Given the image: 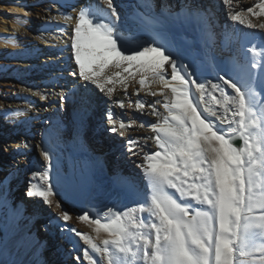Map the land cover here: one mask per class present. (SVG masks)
<instances>
[{
  "label": "snow or ice",
  "instance_id": "obj_1",
  "mask_svg": "<svg viewBox=\"0 0 264 264\" xmlns=\"http://www.w3.org/2000/svg\"><path fill=\"white\" fill-rule=\"evenodd\" d=\"M221 2L233 23L264 30V0H255L247 8L238 6L239 0ZM202 11L189 9L190 15ZM60 19L74 20L70 32L60 30L70 41L76 66L70 75L94 86L121 109L132 108L133 102L128 99L126 105L124 99H114L116 86L123 88L127 98L129 79L135 80L139 85L132 92L137 97L135 109L142 114L150 109L157 117L149 125L154 135L126 140L131 155L142 154L137 167L148 191L138 206L123 211L109 207L108 217L88 211L77 215L76 220L93 226L97 234L93 237L68 226L73 217L54 199L52 155L44 149L46 165L32 171L25 195L60 209L57 218L63 221V230L87 246L83 257L88 264H98L92 254L104 264H264V100L250 84L241 87L233 76L221 74L247 72L254 81L264 75V51L253 46L248 49L252 59L246 63L214 65L216 82L198 80L179 49L174 51L162 37L128 43L114 0L99 4L90 0L75 17L62 14ZM153 84L158 90H152ZM141 91L162 99L146 102L140 98ZM57 95L60 104L68 99L63 93ZM107 120V131L117 133L118 124L121 137L131 127L117 121L111 110ZM149 141L156 150L149 149ZM56 179L59 183L60 177ZM101 232L109 238L97 243Z\"/></svg>",
  "mask_w": 264,
  "mask_h": 264
},
{
  "label": "bare ground",
  "instance_id": "obj_2",
  "mask_svg": "<svg viewBox=\"0 0 264 264\" xmlns=\"http://www.w3.org/2000/svg\"><path fill=\"white\" fill-rule=\"evenodd\" d=\"M40 1L0 0V49H9L5 53L6 64L0 65V94H3L0 96V261L88 264L83 257L87 246L63 230V221L57 218L60 209L25 195L32 181L31 173L43 170L46 161L41 153L47 149L52 155V184L57 193L54 199L73 217L68 226L97 237L93 226L75 217L84 211L108 217L109 207L123 211L143 201L148 189L137 167L142 162V154L131 155L126 150V140L154 135L149 125L157 117L150 114V109L146 110L148 114L135 109L137 97L132 92L139 88L135 80L129 79L127 98L123 88L116 86L114 99H124L126 105L128 99L133 102L132 108L121 109L94 86H85L70 75L76 66L70 41L60 30L70 32L74 20L65 22L60 16L75 17L90 0ZM254 2L239 0L238 6L247 8ZM95 3L99 4L100 0ZM114 4L125 26L122 36L128 43L162 37L174 51L179 49L198 80L216 82L214 65L223 68L234 61L246 63L252 59L248 49L253 46L264 51V30L233 23L221 0H114ZM100 8L110 17L106 6L100 4ZM190 8L203 11L190 15ZM252 19L259 22L257 18ZM216 41L231 55L217 54L212 47ZM221 74L233 76L241 87L250 84L264 100V75L252 81L247 72ZM1 84L6 87L2 88ZM151 87L158 90L156 84ZM225 88L234 95L231 89ZM33 93L47 98L41 100L40 95ZM58 93L68 97L62 104L69 111L65 123L57 121L58 115L53 109L60 104ZM140 98L146 102L162 99L146 95L144 91L140 92ZM157 108L166 114L162 107L157 105ZM34 109L39 110L38 115L32 113ZM109 110L117 121L131 124L124 137L119 135L118 124L117 133L107 131ZM141 123L144 127L139 126ZM217 125L223 127L218 122ZM8 139L9 147L5 143ZM149 149L156 150L151 141ZM106 238H109L107 234L101 232L97 243ZM92 255L98 264H104L98 255Z\"/></svg>",
  "mask_w": 264,
  "mask_h": 264
},
{
  "label": "rangeland",
  "instance_id": "obj_3",
  "mask_svg": "<svg viewBox=\"0 0 264 264\" xmlns=\"http://www.w3.org/2000/svg\"><path fill=\"white\" fill-rule=\"evenodd\" d=\"M39 1V3H41V1L40 0H38ZM147 1H151V0H147ZM216 27H218V25H216ZM212 47H213V49L217 52V54H223V55H228V56H230L231 55V52L229 53V51L227 52V49L225 50V49H222V47L220 46V44L216 41V42H214L213 44H212ZM7 53H9V49H7V48H1L0 49V65H3V64H6V54ZM229 53V54H228ZM2 62V63H1ZM4 77V79L8 82L9 81V78L8 77H6V76H3ZM6 82V83H7ZM1 86H2V88L3 87H6V85L4 84H1ZM13 93H10V95H12ZM0 96H3V94H0ZM96 102V101H95ZM96 104H99V101H97V103ZM62 107H63V109H62ZM53 109H54V111L56 112V115H58V117H57V121L59 122V121H64V123L67 121L66 120V115H67V113L69 112V111H67V109H65V107L62 105V104H59L58 105V107L57 106H55V107H53ZM39 110L38 109H34V112H32L34 115H38V112ZM64 111V112H63ZM65 117V118H64ZM19 125H21V122H20V124ZM35 125H34V123H32L31 124V127H34ZM94 126L92 125V128H93ZM10 141H9V139L5 142L6 143V146H8V145H10V143H9ZM8 144V145H7ZM9 147V146H8ZM105 167V166H104ZM106 168V167H105ZM101 169V168H100ZM19 193H20V195H23V192H21V190H19ZM28 204H30L31 205V203L29 202ZM39 228V227H38Z\"/></svg>",
  "mask_w": 264,
  "mask_h": 264
},
{
  "label": "water",
  "instance_id": "obj_4",
  "mask_svg": "<svg viewBox=\"0 0 264 264\" xmlns=\"http://www.w3.org/2000/svg\"><path fill=\"white\" fill-rule=\"evenodd\" d=\"M237 143H239V141H237Z\"/></svg>",
  "mask_w": 264,
  "mask_h": 264
}]
</instances>
